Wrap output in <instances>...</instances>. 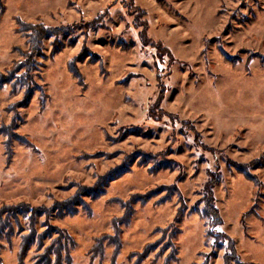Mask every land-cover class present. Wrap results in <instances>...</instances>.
<instances>
[{"label": "rangeland", "instance_id": "1", "mask_svg": "<svg viewBox=\"0 0 264 264\" xmlns=\"http://www.w3.org/2000/svg\"><path fill=\"white\" fill-rule=\"evenodd\" d=\"M129 5L0 0V264H225L211 173L217 232L264 264V0ZM22 24L73 29L26 66Z\"/></svg>", "mask_w": 264, "mask_h": 264}, {"label": "trees", "instance_id": "2", "mask_svg": "<svg viewBox=\"0 0 264 264\" xmlns=\"http://www.w3.org/2000/svg\"><path fill=\"white\" fill-rule=\"evenodd\" d=\"M129 6H132V0H131V5ZM142 27H143V30L140 33V38L143 44L146 46H153L154 48H156L158 51L157 57L161 59L162 61L164 60L163 58L165 56L172 58L171 52L167 48H165L161 42L155 43L148 37L147 27L146 26H142ZM72 29L73 27L46 28L44 25H41V24L39 25L22 24L21 32L26 33L28 35V38H29L28 43L31 47V49L29 50V53H26L24 57L26 61V66H30L32 64V57L34 56V54L37 53V49L39 48L40 43L43 40L51 39L53 37H58L63 34L67 35ZM13 72L14 70H12L10 74L7 76L6 75L0 76V86L11 83V80L13 78ZM73 74L75 77L80 79L81 76L79 75L77 71H73ZM25 78H27V76H25ZM26 82H27L26 79L23 80V84L25 86H26ZM159 85L161 87V92L159 94L160 96L158 97L155 107L161 106L162 101L167 92L166 86L163 84V81H161ZM29 93L30 92H28L27 94ZM164 114H162L160 117L158 115L157 116L152 115V116L156 120H159V119H162V116ZM217 183H218V176H216L214 173H211L209 176V180L206 183L204 190H203V201L205 204V208H204L205 217L209 221L208 237L214 240V243L219 244V246L221 247H223L225 243H227V245H225L227 246L225 264H244L241 262L239 256L237 255L235 242L230 237H228L226 234L217 232L216 230L218 227H220L223 224L222 219L219 215L218 209L215 207V200H214V194H213V190L217 186ZM85 191L90 192L88 194L92 195L93 193H95L96 190L94 188H89ZM33 212L44 214V213L49 212V210L33 209ZM54 254H55L54 261L51 258V255L50 257H47L45 254H42L37 257V261L35 264H71L72 263V260L69 256H67L65 260H63L60 252L59 253L54 252Z\"/></svg>", "mask_w": 264, "mask_h": 264}]
</instances>
